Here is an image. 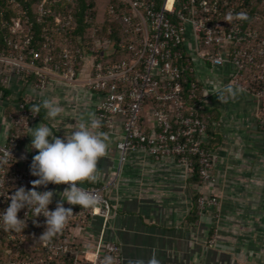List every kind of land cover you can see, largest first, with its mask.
<instances>
[{
	"label": "built area",
	"instance_id": "2783aa9c",
	"mask_svg": "<svg viewBox=\"0 0 264 264\" xmlns=\"http://www.w3.org/2000/svg\"><path fill=\"white\" fill-rule=\"evenodd\" d=\"M30 1L1 0L0 92L17 83L38 91L58 83L100 94L96 118L108 132L121 129V163L142 151L157 161L177 160L201 187L216 182L209 116L189 45L210 67L234 66L229 86L256 103L264 138V0H35L29 8L24 3ZM37 105L24 94L9 115L11 133L0 145V196L31 189L36 179L16 171L15 163L39 119L32 113ZM85 190L98 205L73 209L60 233L41 239L43 216L40 226L28 219L21 232L0 225V264H103L106 256L122 264L121 248L105 236L109 200L102 189ZM8 204L0 197V210ZM196 205L202 214L217 209L219 200L200 194ZM94 217L104 221L99 236L88 228Z\"/></svg>",
	"mask_w": 264,
	"mask_h": 264
},
{
	"label": "crops",
	"instance_id": "0c3cea01",
	"mask_svg": "<svg viewBox=\"0 0 264 264\" xmlns=\"http://www.w3.org/2000/svg\"><path fill=\"white\" fill-rule=\"evenodd\" d=\"M188 53L209 116L207 144L217 158L216 182L201 187L198 178L177 160L157 161L142 151L130 152L121 163L116 147L121 129L108 132L100 128L97 131L106 136V155L98 161L96 179L83 181L80 186L102 189L108 198L113 210L105 236L121 248L122 264L147 260L153 251L160 264H250L254 259L264 264V138L256 103L245 92L229 86L234 66L210 67L190 45ZM24 94L38 105L44 99L56 98L65 111L52 120L41 107L39 119L33 120L31 127L48 125L59 137L71 132L76 121L89 123L96 118L102 99L100 94L58 83L43 91L22 83L3 89L0 145L9 139V115ZM30 132L19 148L15 170L31 175L30 165L38 150L30 147ZM67 187L49 184L37 190L63 192ZM200 194L216 197L218 208L199 213L196 199ZM58 199L54 197L52 204ZM65 206L80 208L66 202ZM103 222L99 217L91 218L89 231L99 236Z\"/></svg>",
	"mask_w": 264,
	"mask_h": 264
},
{
	"label": "clouds",
	"instance_id": "9594fccd",
	"mask_svg": "<svg viewBox=\"0 0 264 264\" xmlns=\"http://www.w3.org/2000/svg\"><path fill=\"white\" fill-rule=\"evenodd\" d=\"M41 107L52 120L65 111L56 98L44 99L42 104L32 110L33 115H39ZM101 127L98 118H92L89 123L76 121L72 124V131L65 132L64 137L54 134L48 125L29 127L31 132L28 136L32 138L30 147L38 150L32 158L30 173L37 179L31 182V189L20 186L11 195L0 196L10 200L7 208L0 210V225L14 233L21 232L27 227L28 219L40 226L37 218L43 216L46 218V231L41 236L43 239L60 233L73 215V209L65 207V202L84 209L96 207L98 197L83 189L80 183L96 179L98 161L106 155V136L97 131ZM49 184L69 187L63 192L37 190L47 188ZM56 196H59L56 207L50 210L49 206ZM24 209L28 211L21 219L19 213ZM29 213L32 218H27ZM103 264H112V258L106 256ZM135 264H160V260L153 251L147 260L140 259Z\"/></svg>",
	"mask_w": 264,
	"mask_h": 264
},
{
	"label": "trees",
	"instance_id": "16d2710c",
	"mask_svg": "<svg viewBox=\"0 0 264 264\" xmlns=\"http://www.w3.org/2000/svg\"><path fill=\"white\" fill-rule=\"evenodd\" d=\"M35 0H33V1H30V2H26V3H24V4H26L29 8L31 7V5H32V3L34 2ZM0 6H1V0H0ZM82 9H85V7L83 6L82 7ZM104 17H102V19H103ZM38 31H39V27H38V25H37V33H38ZM196 178H197V176H196Z\"/></svg>",
	"mask_w": 264,
	"mask_h": 264
},
{
	"label": "rangeland",
	"instance_id": "374dc122",
	"mask_svg": "<svg viewBox=\"0 0 264 264\" xmlns=\"http://www.w3.org/2000/svg\"><path fill=\"white\" fill-rule=\"evenodd\" d=\"M218 222H219V221H218ZM219 226H220V225H219ZM215 234H218V231H215ZM214 242H216V238H215V236H214V238H213V245H214ZM250 264H257V259L252 260Z\"/></svg>",
	"mask_w": 264,
	"mask_h": 264
}]
</instances>
